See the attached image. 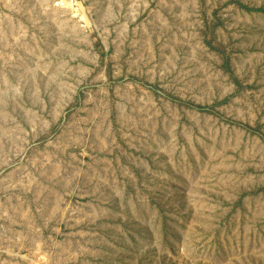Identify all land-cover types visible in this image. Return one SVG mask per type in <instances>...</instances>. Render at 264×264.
I'll return each mask as SVG.
<instances>
[{"label":"rangeland","instance_id":"1","mask_svg":"<svg viewBox=\"0 0 264 264\" xmlns=\"http://www.w3.org/2000/svg\"><path fill=\"white\" fill-rule=\"evenodd\" d=\"M0 264H264V0H0Z\"/></svg>","mask_w":264,"mask_h":264}]
</instances>
